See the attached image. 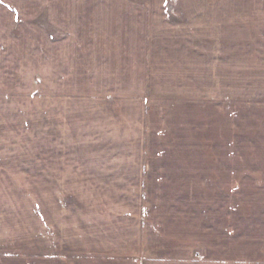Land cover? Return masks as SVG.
<instances>
[{
  "label": "crops",
  "instance_id": "crops-1",
  "mask_svg": "<svg viewBox=\"0 0 264 264\" xmlns=\"http://www.w3.org/2000/svg\"><path fill=\"white\" fill-rule=\"evenodd\" d=\"M75 2L74 20L98 24L99 15L90 20L91 11L81 9L101 7L100 0ZM168 2L146 0L141 8L128 0L108 2L118 8L120 16L130 19L133 30L140 25L135 35L138 46L132 47V53L126 48L122 54L126 61V56L134 54L136 62L143 61L136 69L142 79L144 56L150 51L162 63L173 61L162 80L170 82L171 73L182 78L174 86L183 81L198 88L203 81L205 94L174 100L178 109L162 112L176 119L173 129L165 125L157 132L158 136L168 135L167 142L158 139L150 148L142 138L140 157L96 160L99 164L93 173L84 169L83 160L74 164L77 169L69 177L84 189L81 196H89L93 202L88 207L93 210L92 220L77 225V229L90 225L87 240L80 238V230L76 239L63 238L68 223L48 221L45 215L55 231L46 238L45 254H4L0 264H264V205L247 202L245 208L243 200L249 197L244 184L254 185H249L256 191L252 198H264V194L256 195L262 193L260 184L264 183V0H178L181 20L176 22L167 14ZM202 29L203 35L198 34ZM78 32V38L93 40L87 51L95 62L92 69H99L100 39L111 34L101 35L100 29L98 35L89 30ZM230 60L236 61V69L231 71ZM244 63L250 65L249 71ZM231 77L246 80L252 94L247 98L231 93L227 89ZM214 79L222 80L226 94H211ZM85 111L95 118L94 108ZM197 111L203 112L195 116ZM109 124L110 134L116 133V124ZM154 149L155 156L149 157ZM102 187L107 191L97 189ZM102 198L106 201H99ZM232 199L239 201L231 203ZM59 208L61 215L69 213V208ZM129 247L131 251L126 252Z\"/></svg>",
  "mask_w": 264,
  "mask_h": 264
},
{
  "label": "rangeland",
  "instance_id": "rangeland-1",
  "mask_svg": "<svg viewBox=\"0 0 264 264\" xmlns=\"http://www.w3.org/2000/svg\"><path fill=\"white\" fill-rule=\"evenodd\" d=\"M73 1L0 0V257L45 254L46 238L55 232L51 231L52 223L47 224L49 219L68 223L63 238L76 239L80 230V238L87 240L90 225L82 226L84 231L82 227L77 229V225L92 220L93 210L88 207L93 202L89 196H81L84 189L70 179L69 174L77 169L74 164L83 160L84 169L93 173L99 164L96 160L140 157L142 138L147 139L150 148L158 139L167 142L168 135L158 136L157 132H161L159 127L163 131L165 125L173 129L176 119L162 112L176 108L174 105L178 102L174 100L205 94L203 81L198 88L188 87L183 81L174 86L173 82L182 78H174L171 73L170 82L162 80L174 63H162L151 51L144 56L145 79L140 78L136 69L143 61L136 62L135 54L126 56V61L122 54L126 48L130 54L132 47L138 46L135 35L140 30L139 23L137 30H133L130 19L120 16L117 7L108 5L111 0H100L101 7L81 9L91 11L90 20L99 15L98 24L77 22L72 17L78 9ZM128 1L138 6L146 4V0ZM178 4V0H169L166 7L174 22L181 20ZM99 29L101 35L111 36L100 39L101 65L93 70L95 62L87 51L93 40L77 36L83 30L98 35ZM203 29L197 33L203 35ZM126 32L129 33L122 36ZM150 43L157 49V44L151 40ZM235 64V60H230L228 69H236ZM243 68L249 71L250 65L244 63ZM221 82L220 79L211 81V94L228 92ZM228 83L231 93L247 98L252 94L246 80L231 77ZM262 88L256 87V91ZM89 106L96 110L94 119L85 111ZM108 116L114 118L110 120ZM109 122L116 124V133L110 134ZM140 131L145 134L140 135ZM172 134L175 135V130ZM76 149L78 152L73 153ZM155 154V149L149 151V157ZM52 158L62 159L52 161ZM244 185V193L249 196L243 199L245 208L249 206L247 202L255 207L264 205V198H252V192L256 191L249 185L253 184ZM260 185L262 193H256L258 196L264 194V183ZM97 189L107 191L105 187ZM102 200L106 201L99 199ZM35 204L36 221L32 215ZM62 206L69 208V213L61 215L59 207ZM51 210L53 214L47 215ZM58 212L60 215L56 216ZM99 212L94 214L98 216ZM130 251L127 248L126 252Z\"/></svg>",
  "mask_w": 264,
  "mask_h": 264
}]
</instances>
